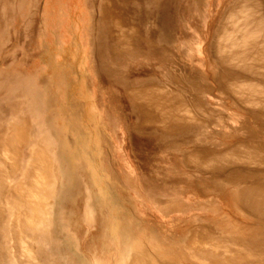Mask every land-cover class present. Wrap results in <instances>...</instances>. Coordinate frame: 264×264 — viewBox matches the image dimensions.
Masks as SVG:
<instances>
[{
    "label": "rangeland",
    "instance_id": "rangeland-1",
    "mask_svg": "<svg viewBox=\"0 0 264 264\" xmlns=\"http://www.w3.org/2000/svg\"><path fill=\"white\" fill-rule=\"evenodd\" d=\"M234 2L202 0L195 22L185 18L178 28L173 55L164 63L139 54L127 60L123 85L106 74L111 60L104 67L97 60L98 0H0V182L10 191L31 179L32 147L53 161L37 187L34 229L3 237L1 264H129L147 255L159 264H224L223 255L190 248L197 232L216 244L246 243L247 230L263 236L264 163L256 148L264 133L252 116L264 120V81L261 102L258 87L238 96L247 58L233 63L234 50L222 52L218 43ZM211 73L220 80L209 79L194 98L193 82ZM150 77L153 103L145 98ZM159 89L172 94L167 105ZM183 122L187 130L174 128ZM234 129L239 134L230 136ZM16 132L20 146L5 144ZM194 143L214 151L198 154Z\"/></svg>",
    "mask_w": 264,
    "mask_h": 264
},
{
    "label": "bare ground",
    "instance_id": "bare-ground-1",
    "mask_svg": "<svg viewBox=\"0 0 264 264\" xmlns=\"http://www.w3.org/2000/svg\"><path fill=\"white\" fill-rule=\"evenodd\" d=\"M201 2H202V0H98V6L100 9V16L101 17H100V24H98V28H97V32H98L97 33V39L95 40L97 54L101 53V54L106 55L108 60H111L112 63H119V62L123 61V59H125L126 56L127 57H137L138 54L144 55L145 58H150V59L153 58L154 60H159L160 63H164L165 58L169 57L171 54L173 55L172 48H171V43L173 42V35L174 36L176 35L178 28L181 26V23L183 20H185V18L190 20V22H195L196 15H197V13L200 9V6H201ZM52 7H53V5H52ZM62 16H61V18H62ZM225 24H226V26L220 32V37H219V42H218L220 44V49H222V52L227 50V53L229 54L228 47H231L232 51L233 50L234 51L231 53V57L229 59L233 63H236V62L239 63V61H241L244 64L246 61L244 58H247V61H246L247 64H244L246 66L243 67V71L245 72L243 74L249 75L250 73H252L251 72L252 68L260 70L259 72H261V69H260L261 65L259 63L252 62V60L258 59V58H261L264 60V52L258 53L259 51H264V0H235V2L231 5L229 11L226 14ZM259 26H260V29L257 28ZM250 29H252V30H250ZM248 42H249V46H247ZM125 45H128V47L129 46H132V47L130 48L129 51L128 50L123 51L124 50L123 48ZM187 49H188V47H187ZM250 49H251V53H250ZM228 54H225L224 57H226V55H228ZM229 56L230 55H228V57ZM226 60L228 61L227 58H226ZM167 63H169V62H167ZM233 63H231V64H233ZM172 64H174V63H172ZM249 64L251 66H253L251 69L249 68L251 66L248 67ZM239 65L241 66L240 63H239ZM150 69H151V67H150ZM241 70H242V68H241ZM243 74L241 76H239V74H238L239 77H237V78H239L241 80V85H240V87H238V91H236V94L238 96H240V95H242V91H240L239 89L243 90L245 88H252L250 86H253V87L259 88L256 90L258 95H259V96L257 95V98L259 97V99H261L262 96L260 97V95L264 92V91L262 92L263 88L259 85V83H255V82L246 80V78L243 76ZM261 74L264 76V72H261ZM202 75H203V73H202ZM202 75H200L199 78L202 82H204L203 84L202 83H196V82H193V84H192L193 85L192 91L195 95L194 98H197L199 96V92L208 90L209 86L206 84V82H208L209 79L216 80V81L220 80V78L218 76L216 77V74H214V73L204 74V76H202ZM13 78H14V75H13ZM222 78L224 80H226L223 75H222ZM27 81H28V79H27ZM118 81L121 82L123 85H126L128 82L124 78L122 80L119 79ZM176 81H178V80L176 79ZM186 82H183V83H186ZM6 83H7V81H6ZM232 83H235V81L233 80ZM239 83H240V81H239ZM147 84L149 85L150 90L147 89V90H149L148 97L145 96V98H148L147 102L148 101L152 102V99H153L152 96L154 95V93L152 92V89H155L154 86L157 84L154 81V79L151 77L148 78ZM168 84H169V82H168ZM5 89L6 88H4V90ZM162 90H164V89H162ZM159 92H160L159 97L162 98V101L164 102V104L167 105L166 100H168V98H170V97H173L172 94L170 92H166L165 90H164V92H161L160 89L158 90V93ZM43 93H45V92H43ZM143 94L146 95L147 93L146 94L143 93ZM182 94H183V91H182ZM174 96H175V94H174ZM251 97H253V96H250V98ZM141 98H142V96H141ZM180 98L181 97H179V99ZM182 100H183V98H182ZM194 100L195 99H193V101ZM261 101H262V99L260 100V102ZM263 101H264V98H263ZM153 102H154V100H153ZM249 102H251V101H249ZM199 103H201V102L198 101V105H199ZM155 104H154V106H155ZM192 104L194 106H196L194 103H192ZM157 106H159V105H157ZM156 107H155V109H158ZM176 107H178V105ZM165 110L168 111L167 109H165ZM184 113H186V111L181 109V112L179 115L183 117L185 115ZM164 114H165V111H164ZM159 115H161V114H159ZM162 117L164 119V116H162ZM214 117H216V116H214ZM252 117H253V122L258 125V127H259L258 129L260 130V132L264 133V120H262V122L261 121L258 122L259 116H257L256 113H254ZM180 121H182V120H180ZM175 122H178V121H175ZM187 124L188 123L184 124V122H183L181 125L177 124V126L174 128L176 130L186 129ZM241 125L243 127L245 125V122L244 121L241 122ZM245 128H247V127H245ZM201 129L202 128H200V130ZM203 131L204 130H202V132ZM246 131H247V134L249 136H251V137L253 136V138H254V133H252L249 129H246ZM196 132H197V130H196ZM237 134H239V131L234 129L231 132V134H229V135L230 136L231 135L236 136ZM15 137H16V139H14L13 137L5 138L4 139L5 144H8V145L14 144L16 147H17V145L20 146V144L23 140L21 135H20V132H18L15 135ZM194 144L196 145L195 147L198 149V151L201 149H205L206 151H209L211 153L214 151L213 149H209L208 146L205 144H200V143H194ZM15 146H13V147H15ZM14 149H12V150H14ZM5 150H7V149H5ZM8 150H9V148H8ZM205 150H203V151H205ZM256 150H259L258 154L260 156L258 163H262V162L264 163V161L262 159L264 157V146L263 145L258 146L256 148ZM14 152H15V155L18 154L16 150ZM216 152L218 153V151H216ZM28 155H29V158L25 162V163H29V168L26 169V177L27 178L30 177L31 179H29L27 182L24 181V183L23 182H18L16 184L14 183L13 188L11 187L12 189L11 190L9 189L10 191H7L6 189L4 190V184H2V182H0V264H1V256H3L2 245H1L2 239H4L5 237H9L10 232H13V235L11 236L12 239L14 238V236H15V238L18 237L19 232L22 231V228L28 227L29 230L34 229L35 222L37 219H39L38 215H39V211H40V207H41V205H40L41 201L39 202L40 199H39V195L37 194L38 193L37 187L43 185L42 175H45L46 173L48 174V172H50L51 163L53 161L51 162L50 157L44 151L40 150L39 148L38 149L37 148L35 149L34 147L30 148ZM224 161H226V160L224 159ZM227 162L232 163V162L226 161V163ZM14 163H17V161L16 162L14 161ZM214 163H219V162L216 161ZM220 163H225V162L220 161ZM242 163H248V162L243 161ZM252 163H254V162H252ZM248 164H250V163H248ZM15 166H16V164H14L13 167H15ZM224 167H226V166H224ZM10 168L12 170H14L12 167H10ZM211 168L214 169V167H211ZM222 168H223V166L219 168V170H221L220 173L223 172ZM16 172H17V170H16ZM42 189H44V188H42ZM261 193H263V192H261ZM49 194H50V191H49ZM253 195L255 196V194H253ZM259 196H260V194H259ZM2 199L3 200L5 199V201H6V205H7L6 209L3 207L4 205H1ZM259 199H261V198H259ZM262 201H263V199H262ZM8 216H9L8 226L7 225L5 226L6 218ZM43 222H44V220H43ZM204 229H206V228H204ZM208 230H209V228H208ZM245 232H249V240L246 243L243 242L244 240L243 241L233 240L229 244H216V243H212V240H211V243H208L207 238H210L209 237L210 235L206 232H203V230H202V231L196 233L195 243H193L191 246L190 245L189 246H190V248L193 249V251L196 254H199V253L204 254V255L205 254L206 255L211 254L213 256H218V257H219V255H221V256L223 255L224 264H238L241 261H247L248 262L247 264H264V261L262 260V258L264 257V234L262 236L261 234H259L255 230H247ZM23 234L24 233H22V235ZM257 250H259V252L260 251L261 252L263 251V252L262 253L261 252L255 253L256 255H253V253L250 252V251H257ZM25 254H27V253H25ZM21 255H23V254H21ZM25 256L28 257V255H25ZM18 257H19V254H18ZM254 257L256 258V262H252L254 260ZM23 258L26 259V257H23ZM184 259L187 260L188 258L184 257ZM28 261H29V259H28ZM25 262H27V261H25ZM29 262L32 264L31 260ZM29 262H27V263H29ZM158 262L159 261L154 256L147 255L146 257L135 258V259H133V261L129 262V264H159ZM219 263H222V262L218 261V262H215L214 264H219ZM4 264H6V263H4ZM162 264H165V263L162 262ZM167 264H172V262L169 261Z\"/></svg>",
    "mask_w": 264,
    "mask_h": 264
},
{
    "label": "crops",
    "instance_id": "crops-1",
    "mask_svg": "<svg viewBox=\"0 0 264 264\" xmlns=\"http://www.w3.org/2000/svg\"><path fill=\"white\" fill-rule=\"evenodd\" d=\"M258 29H260V26L259 27H257ZM250 30H252V29H250ZM176 35H177V33H176ZM176 35L174 36L173 35V42H174V40H175V37H176ZM97 39V35H96V38H95V40ZM176 41V40H175ZM247 46H249V42L247 43ZM263 48V47H262ZM260 52H264V51H259L258 53H260ZM250 53H251V49H250ZM249 53V54H250ZM131 58H133V57H127L126 56V58L125 59H123V61H121V62H119V63H112L111 62V66L110 67H108L107 69H105L106 70V74H110L115 80H119V79H123V77H122V75H123V73L121 72V69H120V67L122 66V65H124V63L127 61V60H129V59H131ZM97 60H98V62H99V65H102V67H104V65L106 64V61H109L108 60V58L106 57V55H104V54H97ZM252 62H255V63H259L260 65H261V72H264V60L263 59H261V58H258V59H253L252 60ZM260 70H257V69H254V68H252V73H250L249 75H246V74H243V76L246 78V80H249V81H252V82H255V83H259V85L262 87V84H263V81H264V76L261 74V72H259ZM247 76V77H246ZM119 82V81H118ZM121 83V82H120ZM131 110H132V108H131ZM175 143H176V141H175ZM175 143H172V144H175ZM196 150H197V152H198V154H200V151L201 150H199L198 151V149L196 148ZM228 164V163H227ZM226 166V165H225ZM211 167H213V166H210L209 168L213 171V169L211 168ZM219 169V168H218Z\"/></svg>",
    "mask_w": 264,
    "mask_h": 264
}]
</instances>
